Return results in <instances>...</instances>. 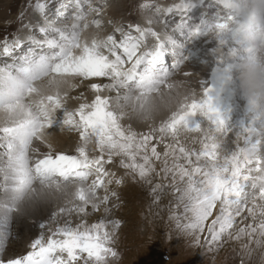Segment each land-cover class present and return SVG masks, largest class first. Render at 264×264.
<instances>
[{
	"label": "snow or ice",
	"instance_id": "snow-or-ice-1",
	"mask_svg": "<svg viewBox=\"0 0 264 264\" xmlns=\"http://www.w3.org/2000/svg\"><path fill=\"white\" fill-rule=\"evenodd\" d=\"M220 2L227 17L208 31L224 33L243 50V61L264 72L258 45L251 42L255 31L264 43V13L254 11L261 6ZM187 7V0H146L140 23L103 29L99 15L89 21L100 11L92 0H65L58 7L53 0H28L14 21L6 18L13 26L0 32V264H116L123 222L112 212L122 196L113 191L97 197L106 178L115 176L109 171L114 166L144 192L149 212L163 220L169 238L174 232L207 253L234 242L240 264H256L257 249H264V131L249 128L233 149H224L226 122L211 97L185 100L155 127L126 131L105 96L113 81L152 90L151 73L174 46L168 20ZM198 113L209 127L190 123ZM93 140L98 159L88 156ZM113 155L120 158L115 165ZM93 166L92 183L74 194L78 205L38 204L36 185L41 194L59 193L71 178L86 183ZM160 171L164 183L153 180ZM115 183L122 187L125 181L117 177ZM14 225L26 231L38 226L23 251L11 247L21 240ZM259 255L264 264V252Z\"/></svg>",
	"mask_w": 264,
	"mask_h": 264
},
{
	"label": "rangeland",
	"instance_id": "rangeland-1",
	"mask_svg": "<svg viewBox=\"0 0 264 264\" xmlns=\"http://www.w3.org/2000/svg\"><path fill=\"white\" fill-rule=\"evenodd\" d=\"M99 1L102 2L104 7L100 9L98 14L93 13V16L91 15V20L96 14L99 15L100 28L102 29L110 27L113 24L123 23L126 25L128 23H140L143 19V10L140 9V5L145 3L146 0H92L94 7L97 8V5L100 4ZM63 2H65V0H53V3H55L57 7ZM27 3L28 0H0V32L6 27L11 28L13 26L6 23V18L14 21L21 9H23ZM187 3L188 7L186 11H190L189 18L181 19V15L170 17L166 29L170 41L175 46H181L182 57L181 59H177L175 54L178 55L180 52H175V49L179 48H173V46L170 45L169 48L165 50L164 61L160 63L164 64L165 68H163V71L161 72H159V70L157 72L154 70L151 75L154 82L155 80H158V85L165 86V89L167 88L166 92L170 93L172 87L171 84H169V81L171 79L174 78L177 80L176 77L180 74L182 78L183 75L188 76V81L190 80L189 82H193L198 73L201 78L198 79L199 86L197 88L193 83L196 88L191 84L189 85L190 90L194 95L199 96L200 100L211 97L214 106L223 115L226 122L227 133L226 136L222 138V146L226 150H231L233 149L237 138L241 137L247 129L257 127L259 121L264 119V113H254L253 120H251V117L248 115L249 110L246 111L247 113L244 112L248 109L246 108L248 105V97L239 90V83L236 82L235 77H233H239L240 68L237 70L238 73L236 72L233 76H230L229 73L226 74L223 72L224 69L228 70L224 63L228 64L229 60L225 61L223 59V63L220 62L221 54L217 51L219 46H215V42H213L212 31H205L204 29L206 28L205 24L208 26H214L227 17V10L224 8L220 0H187ZM208 8H212L211 14L210 10L207 11ZM91 20L89 19V21ZM181 24L184 25L182 28L183 30H177V27ZM94 27L95 25H93V29ZM200 27H203L204 30L202 32L204 34H195L196 30ZM196 35H200L199 39L193 38ZM202 35H205L206 37H203ZM231 43L232 41L230 40L229 44ZM195 47H197V50H194L193 52ZM225 47L226 46H224V48ZM235 47L239 49L237 46ZM239 50L240 52L237 50V54L234 55L235 60L232 65L228 64L230 65L229 67L232 68L235 67L236 64L241 65L243 63L242 58L244 52L242 49ZM213 53L215 56H212ZM226 53L231 54V50L226 49L223 58L227 55ZM216 57L218 58V61L215 60ZM213 60H215L216 63ZM178 61H181L179 65L177 64ZM210 68L213 69L211 71L213 74L209 77L210 73L208 72ZM193 69L196 70L197 73ZM202 74L203 78L201 77ZM221 75L224 78H221ZM160 78L167 82V84H163L162 80H159ZM134 86L136 87V85ZM127 87L129 88L130 86H123L113 81V83L107 86V89H110V91L106 90L105 92L111 111L115 112L121 118L122 122L125 124L124 127L126 131H135L136 127L143 125L150 128L155 127L161 118L167 119L171 117L173 112L175 113L180 109L179 107H175L163 117L156 118L155 112L153 111L146 112L145 115L142 114L141 110L146 104H148L147 100H144L137 111V117H140L141 122L137 121V123H134L131 119L134 118L135 115L131 113L128 105H123L124 100L127 98L125 92ZM197 89L199 91H197ZM130 90L133 89L131 88ZM206 90H210L208 91L207 96L205 95ZM140 93L143 97H139L137 100H143V98L148 99L151 97V94L160 96V90H156L154 93H145L144 91H141ZM114 98L123 101L120 103L123 107L117 108L118 105H113L112 100ZM180 105L181 103H179V106ZM241 106H243L244 109ZM71 108L72 103L70 109ZM125 108V111L127 112L123 115L122 113ZM0 112L3 111L0 110ZM257 114H259L260 117ZM190 123L193 126L200 124L204 128L210 126L207 118L199 113L192 117ZM105 153H107V149H105ZM88 156L89 159L99 158L95 147V140L88 145ZM112 159L113 164L115 165L120 158L119 156L113 155ZM104 167L107 168L108 165H105ZM156 167L158 170L161 169L160 164H157ZM116 168L121 172L119 177H123L125 181L119 192L122 196V205L118 209H113L112 212L116 218L121 219L123 222L119 232V241L116 245L120 254V258L116 264H240L239 255L234 254L232 251L234 247H237L234 242H225L218 252L207 253L202 248L188 247L187 242L183 238L177 237L174 232L171 233L169 238L163 220L154 218L151 212H149L147 208L148 199L145 197L144 192L132 183V177L125 169ZM89 171H93L88 177V180L92 183L93 177L96 175L95 166ZM109 171L110 173L114 171L116 172V169L112 167ZM116 176L118 175L115 173V176L113 177ZM115 179H112L113 181L110 184L106 179V183L108 184L106 189L112 190L120 188L115 183ZM157 179L160 183H164L162 171H160L158 175L154 174L153 180ZM88 180L86 183L82 181L78 183L89 185ZM71 182L73 181H66V187L61 192H67V187L71 186ZM57 194L58 193L56 192L51 194L48 192L43 193L46 197L43 201H39L38 204H46L53 209L61 207L72 208L78 205V203L71 199L72 194L70 199L65 198L62 194ZM105 194V192H99L97 197L99 198L101 195L104 196ZM103 207L104 206L102 205L101 208L103 209ZM70 218L74 223L79 219L74 212ZM21 230H23V228L14 225V235L17 232L20 233ZM30 231L33 232V236H27L26 238L21 237L20 241L15 242L13 244L14 246H11L14 251L25 250V243L38 233V226L33 227ZM261 252H264V249H257L256 264H262L259 255Z\"/></svg>",
	"mask_w": 264,
	"mask_h": 264
},
{
	"label": "bare ground",
	"instance_id": "bare-ground-1",
	"mask_svg": "<svg viewBox=\"0 0 264 264\" xmlns=\"http://www.w3.org/2000/svg\"><path fill=\"white\" fill-rule=\"evenodd\" d=\"M94 1V0H93ZM100 2V4H98L97 5V8L100 10V9H102L104 6H103V4H102V2L101 1H99ZM94 6V5H93ZM212 8H208V10L207 11H209L210 10V14H211V12H212V10H211ZM189 14H190V11H186V12H183V15H181L180 16V18L182 19H188L189 18ZM93 16V15H92ZM96 16H97V14H96ZM218 17V16H217ZM225 17V16H224ZM89 19L91 20V16L89 17ZM211 19V18H210ZM198 20V19H197ZM220 23V22H219ZM177 24V23H176ZM205 26H206V28H204L205 29V31H208V25H206L205 24ZM96 27V26H95ZM95 27H94V29H95ZM181 28L178 26L177 27V30H180ZM203 29V27L201 28H199V29H197L196 30V32H195V34H197V33H201V34H204L202 31L204 30ZM183 30V29H182ZM198 31V32H197ZM179 34V33H178ZM212 34H213V42H215V46L216 45H218L219 46V49L221 50V52L223 53V54H225V50L227 49V50H232V48H234L235 47V45L233 44V42L231 43V44H229V41H230V39H228V37L224 34V33H219V34H217V33H215V32H213L212 31ZM175 35V34H174ZM203 36V35H202ZM205 36V35H204ZM203 36V37H204ZM199 37H200V35H196L195 37H193V38H198L199 39ZM206 37V36H205ZM208 37V36H207ZM202 38V37H201ZM210 38V37H209ZM207 40H209V39H207ZM225 41V43L223 44V45H221V41ZM192 42H194V41H192ZM232 47H231V46ZM224 46H226L225 48H224ZM234 46V47H233ZM175 47H177V48H179V49H175L176 51L175 52H177L178 53V51L180 52V53H178V55L177 54H175V56H176V58L177 59H181V55H182V51H181V46H173V48H175ZM231 47V48H230ZM194 50H197V47H195L194 49H193V52H194ZM238 50V52H240V50L239 49H237ZM242 51V50H241ZM221 52H219L220 54H221ZM230 53V52H229ZM243 53V52H242ZM211 54V53H210ZM227 54V53H226ZM244 54V53H243ZM195 56V55H194ZM197 56H198V54H197ZM212 56H215L214 55V53H213V55ZM224 56V55H223ZM232 57V58H231ZM225 61H228L229 60V62H228V64H230V65H232V63L234 62V60H235V58H234V56L233 55H231V54H227V55H225V58H223ZM215 60L216 61H218V58L216 57L215 58ZM215 60H213L214 62H215ZM238 60V59H237ZM200 61V60H199ZM201 61H205V60H201ZM180 62L181 61H179V63H177L178 65L180 64ZM236 62V61H235ZM199 63V62H198ZM216 63V62H215ZM237 63V62H236ZM225 64V67H227L228 68V70H227V72H226V74L227 73H229V75L230 76H233L234 74H236V72H237V70L240 68V65H237L236 64V66L235 67H229L230 65H228V64H226V63H224ZM239 64V63H238ZM235 65V64H234ZM182 67V66H181ZM210 67V66H209ZM163 68H165V66H164V64H158L157 66H156V68H155V71L157 72L158 70H159V72H161V71H163ZM193 68V67H192ZM217 69V68H216ZM194 70V69H193ZM213 69L212 68H210L209 69V72L208 73H210L209 74V77H210V75L212 76V74H213V72L211 73V71H212ZM222 70V69H221ZM165 71V70H164ZM196 73H197V71L196 70H194ZM218 71V70H217ZM219 72V71H218ZM221 73V72H220ZM238 73V72H237ZM201 77L203 78V74L201 75ZM217 77V76H216ZM233 77H235V79H236V82H238L239 83V77H237V76H233ZM224 78V77H223ZM176 79L177 80H175L174 78L173 79H171L170 81H169V84H171V91H170V93H168V92H166L167 90V88L165 89V86H163V85H161V86H159L158 85V80H155V82H153V85H152V90L151 91H149V92H145V93H154L156 90H160V96H158V95H153V94H151V97L150 98H148V99H146V98H143V100H137V98H139V97H143V95H141V91H143V90H141V89H139V88H137V87H135L134 85L132 86V83H130V84H128L133 90H130L131 88L129 87H127L126 89H125V92H126V99L124 100V103H123V105H128L129 106V108H130V111H131V113L132 114H134L135 115V117L134 118H132L131 120L134 122V123H137V121L138 122H141V120H140V117H137V111H138V109H139V107H140V105L143 103V101L144 100H147V102H148V104H146L144 107H143V109L141 110V112H142V114H144L145 115V113L146 112H149V111H153V112H155V117L156 118H160V117H163L164 115H166V113H168V112H170L171 110H173L175 107H179L180 108V106H179V103H181L182 104V102H184L185 100H187L188 102H191L192 100H195V101H197L198 102V98H199V96H196V95H194V93H192L191 92V90H190V86L189 85H193V83L195 84V86L198 88V86H199V80L198 79H201L200 77H199V75H198V73H197V77H196V79L193 81V82H189L188 81V76H184L183 75V78L180 76V74L178 75V77H176ZM159 80H162L161 78L159 79ZM188 81V82H187ZM211 81V80H210ZM115 82V81H114ZM162 82H163V84L164 83H166L167 84V82H165V81H163L162 80ZM113 83V82H112ZM135 83V82H134ZM162 84V83H161ZM113 85V84H112ZM239 85V90H241V88H240V84H238ZM194 86V85H193ZM194 86V87H195ZM163 87V88H162ZM195 87V88H196ZM238 87V86H237ZM108 91H110V89H107ZM165 90V91H164ZM164 91V92H163ZM197 91H199L198 89H197ZM242 91V90H241ZM163 92V93H162ZM243 92V91H242ZM145 96V95H144ZM208 98V97H207ZM180 99V100H179ZM202 100H205V99H202ZM202 100H200V98H199V101H202ZM245 101V100H244ZM112 102H113V105H115V106H117L118 105V107L117 108H121V107H123L120 103H122L123 101H120V100H117V99H113L112 100ZM246 103V102H245ZM244 103V104H245ZM248 105V112H249V116L251 117V120H253V114L254 113H256V112H259V111H257V110H255L253 107H252V105L250 104V102H249V99H248V103H247ZM70 107H71V102H69V104H68V106H67V108L68 109H70ZM241 107H243V106H241ZM243 109H244V107H243ZM126 110V108L123 110V115H125L126 114V112L127 111H125ZM177 112V111H176ZM174 113V112H173ZM259 117H260V115L259 114H257ZM135 119H137V120H135ZM196 120V119H195ZM257 122V121H256ZM5 123V113L4 112H0V125H2V124H4ZM256 128H258V129H260L261 131H264V119L263 120H261V121H259V123L257 124V127ZM61 130H63V129H61ZM91 172H93V171H91ZM90 176V175H89ZM68 181H73V182H71V186H68L67 187V189H68V191L67 192H59L58 194H62V196H65V198H68V199H70L71 198V194H72V200L74 201V202H76V203H78L79 204V202H77L76 200H75V198H74V194L76 193V191H77V188L78 187H81V186H83V187H87L88 185L87 184H84V183H78V182H80V180H76V179H73V178H71V179H69ZM69 185V184H68ZM36 187H37V196L39 197V200H38V202L39 201H43L44 199H45V197L46 196H44L43 194H41L40 193V190H39V185H36ZM73 190V191H72ZM74 192V193H73ZM44 193H47V191H45ZM57 194V195H58ZM49 196V195H48ZM103 197V195H101L99 198H102ZM50 200V199H49ZM103 209L101 208V211H102ZM14 234V233H13ZM20 234V236L21 237H24V238H26L27 236L29 237V236H33V232L32 231H26L25 229H23V230H21V232L19 233ZM21 245V244H20ZM14 246V245H13Z\"/></svg>",
	"mask_w": 264,
	"mask_h": 264
},
{
	"label": "clouds",
	"instance_id": "clouds-1",
	"mask_svg": "<svg viewBox=\"0 0 264 264\" xmlns=\"http://www.w3.org/2000/svg\"><path fill=\"white\" fill-rule=\"evenodd\" d=\"M253 5H260L254 8V11L264 13V0H251ZM251 42L258 45V55L262 64H264V43H260V36L255 33L251 34ZM239 84L243 93L249 101L255 102L259 110L264 112V72L255 65L243 61L239 70Z\"/></svg>",
	"mask_w": 264,
	"mask_h": 264
}]
</instances>
